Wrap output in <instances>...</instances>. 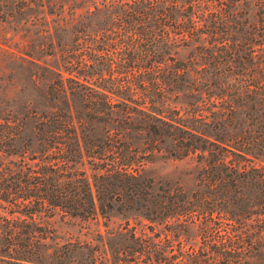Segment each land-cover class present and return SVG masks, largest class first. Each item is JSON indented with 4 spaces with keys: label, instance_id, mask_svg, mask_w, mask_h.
<instances>
[{
    "label": "trees",
    "instance_id": "obj_1",
    "mask_svg": "<svg viewBox=\"0 0 264 264\" xmlns=\"http://www.w3.org/2000/svg\"><path fill=\"white\" fill-rule=\"evenodd\" d=\"M100 4L103 20L65 50L52 106L33 110V137L0 116V264H104L96 246L56 239L40 220L56 212L165 224L150 225L156 241L131 230L109 244L145 264H264V0ZM162 151L197 159L198 190L154 188L143 163Z\"/></svg>",
    "mask_w": 264,
    "mask_h": 264
},
{
    "label": "rangeland",
    "instance_id": "obj_2",
    "mask_svg": "<svg viewBox=\"0 0 264 264\" xmlns=\"http://www.w3.org/2000/svg\"><path fill=\"white\" fill-rule=\"evenodd\" d=\"M101 1L0 0V116L8 113L18 115L25 123V136L33 137V110H46L52 106L48 87L65 62L63 56L71 46L73 35H81L80 29L85 22L96 26L103 20L102 13L95 10L101 7ZM186 56V50L178 55L180 60H186ZM175 103L171 101V105ZM196 161L191 156L179 159L162 151L144 161L142 172L153 180L155 189L159 185L180 186L190 195L198 190L199 164ZM201 219L195 218L196 221ZM40 220L54 229L60 243L88 242L96 246L98 258L104 264L128 261L137 256L141 259L139 264H145V255L132 256L129 249L117 253L111 251L109 244L113 247L120 242L125 243L131 230L138 236L142 235L143 240L156 241L150 225H154V231L167 227L150 223L137 214L123 216L116 212L108 216L98 213L88 219L56 212L52 216L42 214ZM123 227H128V230H123ZM198 234L197 228L191 226L189 240L184 239V242L190 241V249L199 245ZM81 252L83 256L79 253L73 259H84L86 250Z\"/></svg>",
    "mask_w": 264,
    "mask_h": 264
}]
</instances>
